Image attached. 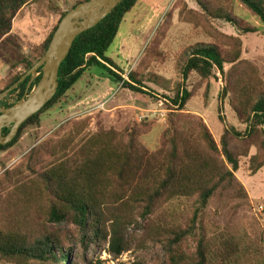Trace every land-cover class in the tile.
I'll return each instance as SVG.
<instances>
[{
  "label": "rangeland",
  "instance_id": "1",
  "mask_svg": "<svg viewBox=\"0 0 264 264\" xmlns=\"http://www.w3.org/2000/svg\"><path fill=\"white\" fill-rule=\"evenodd\" d=\"M67 1L70 0H36L28 5L11 33L20 43L24 57L35 59L36 47L43 42L37 44L39 38L45 39L60 15L76 4L66 8ZM60 2L62 8L59 9ZM54 7L60 11L52 9ZM231 7L233 16L259 32L240 38V58L226 66L224 76L214 71L215 77L204 83L198 82L196 76L190 77L188 88L192 98L185 111L170 110L161 97L174 96L182 82L181 69L188 51L197 44L214 43L211 37L214 33L226 35L228 46L225 49L232 51L230 47L234 48V44L229 38L238 37V33L219 19L207 31L196 0H139L126 15L106 57L122 72L123 79L127 80L130 73L136 74L144 86L156 93L154 98L157 99L125 89L120 82H113L105 71L92 67L65 99L40 116L38 126L25 129L12 148L0 152L1 179L5 171L17 169L25 155L48 139H72L74 147L99 131H113L120 136L134 133L138 144L155 154L175 131L195 142L201 125L221 151V137L229 131V147L238 161L233 187L217 191L205 207L196 199L175 198L155 205L153 213L145 219L139 218L135 209V223L127 235L130 248L119 257L109 254L108 239L90 240L89 233L66 221L58 227L70 263L168 264L166 256L172 246L171 236L189 229L196 216L193 233L181 241L184 251L194 252L202 237L210 244L208 264H264V127L258 126L249 137L243 135L250 115L246 109L251 100L264 91V27L237 0H233ZM2 54L3 50L0 56ZM4 57H0V87L9 76L25 72L22 66L5 65ZM245 84L248 85L246 90ZM224 88L227 90L225 98ZM16 98L17 94L5 99L8 104H14ZM232 130L241 137H236ZM215 158L219 163L225 161L220 155ZM38 166L37 163L35 168ZM25 172L21 169L17 173L22 176L15 174L1 181L5 184L0 187V202H6L0 204V225L11 224L13 212L25 209V204L18 203L17 197H5L15 185L27 181L23 176ZM21 177L22 181L16 184ZM4 188H8L7 191H1ZM239 192L242 194L237 196ZM56 264L60 263L56 261Z\"/></svg>",
  "mask_w": 264,
  "mask_h": 264
},
{
  "label": "trees",
  "instance_id": "2",
  "mask_svg": "<svg viewBox=\"0 0 264 264\" xmlns=\"http://www.w3.org/2000/svg\"><path fill=\"white\" fill-rule=\"evenodd\" d=\"M36 0H0V51L5 65L16 68L22 66L25 72L9 76L0 87V95L10 89L44 56L61 19L41 45L35 59L30 60L21 53V45L12 33L13 21L17 14ZM40 1V0H37ZM90 0L79 1L71 7ZM139 0H123L104 20L95 27L82 33L74 41L70 53L61 64L58 72V90L53 99L36 115L28 119L20 128L16 138L8 145L1 146L0 152L12 148L21 138L25 129L39 125L40 116L54 107L74 88L86 72L92 67L105 71L113 82H120L122 87L135 93L157 99L156 93L144 86L136 74L130 73L127 80L116 70L106 53L118 36L120 27ZM203 13H199L207 31L213 28L217 19L230 24L238 37H230L234 48L226 51V35L211 34L214 43L197 44L188 51L181 69L182 82L173 97H161L167 107L174 112H183L192 98L188 88L190 77H198L201 83L215 77L214 71L224 76L227 65L235 63L241 55L240 38L259 32V29L245 26L239 17L232 15L233 0H196ZM246 11L258 18L264 27V0H237ZM41 79L39 75L28 89ZM28 77L9 97L17 94L14 104L6 99L0 102L1 108H10L26 94ZM244 89H248L245 84ZM223 97L227 95L224 88ZM235 104V103H233ZM249 104V103H248ZM246 133L251 136L258 126L264 127V91H261L249 104ZM10 127L3 130L6 136ZM135 132V131H134ZM236 137L241 135L230 131ZM136 133V132H135ZM229 131L221 137V151L205 129L200 126L197 140H190L188 135L177 131L166 139V145L158 153H149L135 139V134L120 136L109 132H98L72 147L73 140H46L39 143L30 153L22 158L17 169L5 171L1 181L11 179L17 172L25 169L27 181L15 185L5 197H17L25 209L13 212L12 223L0 225V264H72L69 252L63 246L62 232L59 225L74 224L90 240L108 239V252L119 257L130 248L128 230L135 223L134 210L145 219L154 211L155 205L175 198L196 199L205 207L209 199L219 190L233 187L234 172L238 170V161L233 157L228 141ZM264 136V135H263ZM207 149H206V148ZM264 151V142L262 144ZM211 155V156H210ZM221 156V163L215 158ZM264 156V154H263ZM162 157V158H161ZM39 164L35 168L36 164ZM264 165V163H263ZM27 174V176H26ZM30 176V177H29ZM22 177L16 184L22 181ZM2 183V184H1ZM1 189V188H0ZM4 188L1 191H7ZM242 193L236 194L240 196ZM23 197V201L20 199ZM6 201H1L0 204ZM32 203L34 205H32ZM196 225L186 231L174 233L172 246L167 252L168 264H208L209 242L201 237L194 252L187 253L182 248V240L192 234ZM87 264H105L102 261ZM141 264V263H138Z\"/></svg>",
  "mask_w": 264,
  "mask_h": 264
},
{
  "label": "water",
  "instance_id": "3",
  "mask_svg": "<svg viewBox=\"0 0 264 264\" xmlns=\"http://www.w3.org/2000/svg\"><path fill=\"white\" fill-rule=\"evenodd\" d=\"M123 0H90L78 4L61 19L44 56L10 89L0 95L4 101L28 77L30 82L24 97L10 108L0 107V145L10 144L17 136L21 126L39 113L56 95L58 72L67 58L76 38L104 20ZM41 70V79L28 93ZM34 80V81H33ZM10 127L6 136L4 129Z\"/></svg>",
  "mask_w": 264,
  "mask_h": 264
},
{
  "label": "crops",
  "instance_id": "4",
  "mask_svg": "<svg viewBox=\"0 0 264 264\" xmlns=\"http://www.w3.org/2000/svg\"><path fill=\"white\" fill-rule=\"evenodd\" d=\"M57 1L59 2V0H57ZM79 1H81V0H70V1H67V4L65 5V7L67 8V6H70V5H72L73 3L75 4V3L79 2ZM27 8H28V6L25 7V8H23V9L17 14L15 20L13 21V28H14L15 22L18 21L22 16H24V13L26 12ZM60 8H62V2H60V7H59V9H60ZM52 9H54L55 11H60V10L58 9V7H57V8L54 7V8H52ZM65 10H66V9H65ZM53 13H54V12H53ZM56 15H57V14H56ZM54 17H55V15H53V18H52V19H54ZM42 40H44V39H40V38H39V40L37 41V44H39Z\"/></svg>",
  "mask_w": 264,
  "mask_h": 264
}]
</instances>
